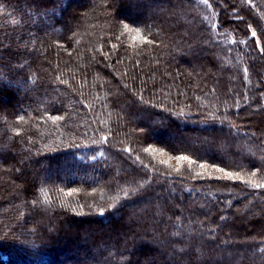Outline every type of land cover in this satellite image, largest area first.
<instances>
[{"label": "trees", "instance_id": "obj_1", "mask_svg": "<svg viewBox=\"0 0 264 264\" xmlns=\"http://www.w3.org/2000/svg\"><path fill=\"white\" fill-rule=\"evenodd\" d=\"M225 1L0 0V264H264L222 239L264 235V0Z\"/></svg>", "mask_w": 264, "mask_h": 264}, {"label": "rangeland", "instance_id": "obj_2", "mask_svg": "<svg viewBox=\"0 0 264 264\" xmlns=\"http://www.w3.org/2000/svg\"><path fill=\"white\" fill-rule=\"evenodd\" d=\"M225 5L228 6L231 10L236 11V9H240L238 3H234V0H226L225 1ZM90 7H86L83 8L84 10L81 12V14L85 13L87 11V9H89ZM245 16V11L241 10L240 13H234V15H232L231 17H240V16ZM254 16V15H253ZM255 17V16H254ZM253 17V18H254ZM255 19V18H254ZM254 23V22H253ZM246 24V22H245ZM255 24V23H254ZM70 47V46H69ZM216 59L218 61H223V58L220 54H216ZM259 63H263L264 62V55L262 57H258ZM232 80H234V78H231ZM254 81V78H253ZM242 128H244L242 130ZM250 127H241V129L239 130H234V134L240 133L241 131L245 132L244 136L245 139L247 140L248 144H253L254 146V140L256 138H260V140L264 139V126L259 129H249ZM238 150V148H236ZM160 158V157H159ZM161 161L167 163V164H177L179 163V159H171V158H166L161 156ZM181 165V164H180ZM179 166V165H178ZM202 189H200L199 191H197V194L194 196V200L196 201L197 204H203L205 202V196H208L210 194V188H208V185L201 184ZM228 190H216V193H220V192H227ZM244 195V194H243ZM231 198L234 195H230ZM254 201H260V208L261 210H253L252 207L254 206ZM217 205V203H215ZM218 207L221 208H225L226 205L225 203H218ZM236 212L241 215L244 213L245 211V218H250V219H258L261 216L262 211L264 210V196H255V195H246L245 198L243 200H241L239 202V207L237 209H235ZM191 219L193 220V217H191ZM222 222L224 223H228L231 222V218L229 215L225 216L222 219ZM208 224V223H206ZM220 232H217V237L221 238V236L219 235ZM224 241L227 242H251V241H255L256 239L259 240H264V235H256V233L250 232L248 233H241L238 236H233L230 234H227L225 238H222ZM264 258V255H263Z\"/></svg>", "mask_w": 264, "mask_h": 264}, {"label": "snow or ice", "instance_id": "obj_3", "mask_svg": "<svg viewBox=\"0 0 264 264\" xmlns=\"http://www.w3.org/2000/svg\"><path fill=\"white\" fill-rule=\"evenodd\" d=\"M205 2L207 3V0H205ZM251 36H252L253 38H255V37L257 36V33H256L255 31H252V32H251ZM261 51H264V48H261ZM180 159H181V160H186V159H188V158H187V157H180ZM229 175H231V174H229ZM256 187H264V185H259V184H257Z\"/></svg>", "mask_w": 264, "mask_h": 264}]
</instances>
